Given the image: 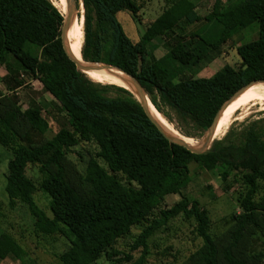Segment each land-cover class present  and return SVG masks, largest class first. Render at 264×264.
I'll return each instance as SVG.
<instances>
[{
  "label": "trees",
  "instance_id": "obj_1",
  "mask_svg": "<svg viewBox=\"0 0 264 264\" xmlns=\"http://www.w3.org/2000/svg\"><path fill=\"white\" fill-rule=\"evenodd\" d=\"M81 1L83 60L104 62L133 75L158 111L163 113L162 105L172 110L182 132L184 128L206 132L230 95L250 81L264 79V0H213L205 14L193 0H163L162 10L137 41L125 33L117 13L126 11L137 21L146 0ZM62 21L63 13L52 0H0V65L6 71L2 77L6 91L0 92V147L11 155L4 186L8 206L21 202L34 217L36 232L68 240V248L57 255L61 264H92L102 254L120 264H149V239L176 217L188 223L201 241L180 264L264 262L262 245L248 249L242 241L244 229L256 224L264 210L257 199L264 187V117L239 123L242 126L214 139L206 151L193 153L168 140L127 89L95 82L76 67L62 46ZM253 23L258 38L236 47L237 65L225 66L211 77L183 74L205 68ZM191 35L209 51L194 57L183 50L181 41ZM157 38H163L167 48L159 58L150 48ZM114 77L111 80L129 81ZM34 79L65 118L50 138L41 108L25 107L17 92ZM260 88L264 87L239 97L225 116ZM111 89L113 96L108 95ZM256 102H264V97ZM82 142L95 147L83 171L67 159ZM192 162L205 170L217 169L223 190L244 187L238 197L241 211L221 218L230 224L224 232H213L209 211L182 193L191 180ZM37 191L49 198V214L37 204ZM168 194L180 198L153 214ZM133 226L139 231L129 250H117L116 241ZM9 255L22 264H35L17 238L0 229V260Z\"/></svg>",
  "mask_w": 264,
  "mask_h": 264
},
{
  "label": "rangeland",
  "instance_id": "obj_2",
  "mask_svg": "<svg viewBox=\"0 0 264 264\" xmlns=\"http://www.w3.org/2000/svg\"><path fill=\"white\" fill-rule=\"evenodd\" d=\"M231 1V0H229ZM200 10V13H207L213 0H193ZM75 17L79 18L83 15V7L81 0H77ZM163 0H146L143 7L138 12L137 21H134L129 13L126 11H119L117 19L121 23L123 30L132 41H137L142 34L145 26L152 21L162 10ZM63 13V12H62ZM184 26V25H182ZM194 28L188 27L191 31ZM257 23L251 24L249 27L240 31L234 37V45L224 46L220 55H214V59L209 62L205 68L199 71L186 70L184 75L191 77H211L221 72L225 66H235L239 63V56L236 47L258 38ZM83 42V40H82ZM232 42V41H231ZM183 50L187 51L194 57L201 56L209 51V47L205 45L200 39L191 35L180 43ZM82 47V45H81ZM151 52L156 58L163 56L166 53V46L163 44V38H157L153 45H151ZM14 61V60H12ZM131 62L133 60L131 59ZM99 64H106L104 62H95ZM6 71L0 65V92H5V86L2 77ZM25 78V76H23ZM114 77V76H113ZM94 81V80H93ZM97 82V81H95ZM101 84H112L107 82H99ZM115 85V84H112ZM118 86V85H115ZM126 89V88H125ZM20 97L23 99L24 106L35 105L41 108L42 114L49 123V129L46 132V137H52L60 128V124L65 120L63 114L59 111L57 104L53 101L50 94L42 90L41 83L37 80H27L25 84L17 89ZM108 95H115L111 89ZM163 115L174 128L183 136L192 138L200 146L205 132L199 133L190 128H184L178 123L174 113L167 106H161ZM259 113V114H258ZM255 114V115H254ZM162 115V116H163ZM259 117H264V102H256L249 105L243 113V117L234 120L227 128V131L240 127L241 122H249ZM185 132L192 133L191 136L185 135ZM223 135V136H224ZM221 136V137H223ZM217 137V138H221ZM215 138V139H217ZM68 153L67 159L75 167L84 170L86 161L94 155L95 147L92 143L82 142ZM79 151V152H78ZM10 153L0 147V202L2 203L3 216L0 219V229H3L17 238L23 248L28 253V256L35 261V264H61L57 255L69 246V242L62 236H48L36 232L34 229V217L30 214L26 205L17 202L13 208L8 206V197L5 192V175L7 173V164L10 159ZM191 180L183 189L182 193L189 200H197L201 207L209 211L212 221V231L219 234L230 228V224L221 222V218L228 217L231 213L240 212L238 206V197L244 191V187L235 185L229 190H223L222 184L218 175L217 169L205 170L199 167L196 163H190ZM29 177V170H26ZM35 178H33L34 180ZM36 183V181L34 180ZM37 204L46 210L49 214L48 208L49 198L41 191L34 194ZM180 198L179 194H168L161 202L159 209L155 210L153 214L161 209L170 207ZM264 205V187L260 189L257 196ZM191 226L183 222L179 217L170 220L166 225L161 226L155 234L149 239L150 258L149 264H176L188 261L189 257L195 253L200 247L201 241L195 237ZM139 231L138 226H133L129 233L119 238L114 247L119 251L127 252L132 242V238ZM242 241L244 246L249 249L253 246L256 249L262 245L264 247V210L258 213L257 223L250 224L244 229ZM248 252V250H247ZM0 264H22L14 256L9 255L4 260H0ZM92 264H120L113 262L105 255H101ZM253 264H264V262L254 260Z\"/></svg>",
  "mask_w": 264,
  "mask_h": 264
},
{
  "label": "bare ground",
  "instance_id": "obj_3",
  "mask_svg": "<svg viewBox=\"0 0 264 264\" xmlns=\"http://www.w3.org/2000/svg\"><path fill=\"white\" fill-rule=\"evenodd\" d=\"M54 5L61 11H65V0H52ZM82 2V1H81ZM82 4V3H81ZM83 13V12H82ZM83 15L79 18L73 17L72 21L69 24L68 30H67V41L70 47V50L72 51V54L74 57L81 61L82 55H81V45L83 40ZM86 74L89 78H91L94 81L97 82H107L112 83L118 86H122L126 88L130 93H135V86L133 84V81L131 78L126 76L124 73L118 71L117 69L111 70V69H94V70H85ZM113 75H119L123 76V78H126L129 81H114L111 80ZM114 78H120V77H114ZM264 87V82L258 83L255 85H250L242 94H240L235 100H233L228 107L224 110L223 114L221 115L217 127H216V134L215 138L221 137L226 132L228 126L234 121L237 120V118L243 113L245 109L248 108L249 105H252L253 102H255L257 99H260L261 97H264V88H260L258 90H255L251 92L249 95H247L242 101H240L235 107L227 113L225 116L229 106L236 101L239 97H241L246 92L253 90L255 88ZM262 94V95H260ZM145 102L149 108V111L152 115V117L155 119V121L160 125L161 129L168 135H174L185 142H187L189 145L198 147L197 145L189 142L185 138H183L178 132H176L174 129L171 128L169 123H167L165 116L162 114V112L158 111L152 102L150 101L148 95L143 91ZM259 114V113H258ZM163 115V116H162ZM255 115V114H254ZM225 116V117H224ZM170 121V119H169Z\"/></svg>",
  "mask_w": 264,
  "mask_h": 264
},
{
  "label": "water",
  "instance_id": "obj_4",
  "mask_svg": "<svg viewBox=\"0 0 264 264\" xmlns=\"http://www.w3.org/2000/svg\"><path fill=\"white\" fill-rule=\"evenodd\" d=\"M65 11L63 12V21H62V27H61V42L63 49L66 53V55L75 63L76 67L81 70L82 72L86 73L85 70H94V69H99V68H106V69H117L118 71L124 73L126 76L132 79L133 84L135 86V93H131L133 97L136 99V101L141 105L147 116L150 118V120L154 123V125L157 127V129L170 141L173 143L179 144L187 148L189 151L193 153H202L206 151L212 144L213 140L215 139V134H216V127L218 124V121L223 114L224 110L228 107V105L235 100L240 94H242L250 85L253 83H258V82H264V79H257L248 82L247 84L243 85L239 89H237L232 95H230L218 108L212 123L208 127V129L205 132V135L203 137V141L200 146L194 147L189 145L187 142L182 140L181 138L174 136V135H168L166 134L160 127V125L155 121V119L152 117L149 108L145 102L143 91V87L139 83V81L130 73L124 71L123 69L110 65V64H99V63H94V62H88L85 60H77L74 55L72 54V51L70 50L68 41H67V30L69 27L70 22L72 21V18L75 16L76 12V7L77 3L76 0H65ZM83 7V5H82ZM119 76V75H118ZM123 79V77H120ZM146 93V92H145ZM147 94V93H146ZM150 99V98H149ZM151 101V100H150ZM153 104V103H152ZM155 107V106H154Z\"/></svg>",
  "mask_w": 264,
  "mask_h": 264
}]
</instances>
